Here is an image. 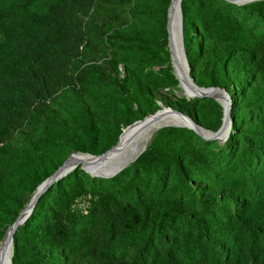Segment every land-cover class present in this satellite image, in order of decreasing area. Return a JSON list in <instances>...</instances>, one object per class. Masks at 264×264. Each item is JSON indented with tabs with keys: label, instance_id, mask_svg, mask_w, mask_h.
<instances>
[{
	"label": "trees",
	"instance_id": "1",
	"mask_svg": "<svg viewBox=\"0 0 264 264\" xmlns=\"http://www.w3.org/2000/svg\"><path fill=\"white\" fill-rule=\"evenodd\" d=\"M169 3L0 0V241L71 153L105 152L159 109L156 91L179 90ZM181 12L190 76L230 93L227 137L164 126L113 176L77 166L40 193L12 264H264V0H181ZM177 106L221 126L215 98Z\"/></svg>",
	"mask_w": 264,
	"mask_h": 264
},
{
	"label": "water",
	"instance_id": "2",
	"mask_svg": "<svg viewBox=\"0 0 264 264\" xmlns=\"http://www.w3.org/2000/svg\"><path fill=\"white\" fill-rule=\"evenodd\" d=\"M228 1H232L234 3L241 4V3H247V2H251V1H255V0H228ZM171 6H172V0H170L169 6H168L167 22H166L168 48H169L170 57H171V61H172L173 60V55H174V53H176V47H175L173 39L170 36ZM178 13H179V23H178V35H177V39H176V45L179 48V51H180V54L182 56L183 62L187 66L186 75H187L188 81H190V83H189V91L188 92H184V93H185L186 97H188V98H193V97H212V98H215L217 101H219L222 104V106H223V118H222L221 126L218 128V130L215 131V132L208 131V130L204 129L203 127L197 125L189 116L185 115L184 113H182L180 111H177V110H173L171 108H163V109L157 110L154 113L145 116L143 119L137 120V121L133 122L132 124L128 125L127 127H125L122 130L121 134L119 135V138H118V141L116 142V144L113 145L111 148H109L108 150H106L105 152H103L101 154L91 155V154L83 153L81 151H76V152L71 153L64 160V162L56 169V171L53 172L44 181H42L35 188V190L31 193L29 200L24 205V207L22 208V210L20 211L18 216L15 218V220L12 222V224L6 229V231H5V233H4L3 237H2V240L0 241V248H1L2 242L5 239L6 233L8 231H10V234H11L10 241L12 242V248H13V235H14L15 231L17 230V228L25 222L27 217L32 212V209H33L34 205L36 204L40 193L47 186H50L53 182L57 181L62 176L66 175L68 172L72 171L77 166H81L80 161H76V159L74 158L76 155L88 156L91 159H95L96 163H99L104 158H106L110 153H112L114 150H116V148L118 146V143H119L123 133L125 131H127L128 129L132 128L134 125H136L137 123H139L141 121H144L146 119H152V120H155L157 122L160 119H164V118H166V117H168L169 115L172 114V115H177L178 117H181L184 122L161 123V124H159L157 126L156 130H158L159 128L164 127V126H171V125H173V126H184V127H188V128L194 129L197 133H199L200 135H202L203 137L208 138V139L224 140L227 137L228 132H229V130L231 128V123H232L231 122V118H230V109H231L230 96H229L228 92L225 89L220 88V87L198 86L194 82L193 78L190 76V69H189V65H188V62H187L186 53H185V49H184V42H183L181 0H179ZM172 65H173V62H172ZM173 69H174V66H173ZM174 73H175V69H174ZM222 100L226 101V103H227L226 107L222 103ZM145 147H146V145L142 148V150H140L137 154H135L131 159H128V160L124 161L123 163H121L119 166H117L115 168H109L107 171H104V172H102L103 170L99 171V172H94V171H92L89 168L90 165H86L84 162H81L82 165H83L81 167L85 171H87L88 173H90L92 175L110 177V176L115 175L121 169H123L131 161L135 160L139 156V154L145 149ZM11 257H12V253H11ZM11 257L9 259V264H12ZM0 264H2L1 255H0Z\"/></svg>",
	"mask_w": 264,
	"mask_h": 264
},
{
	"label": "bare ground",
	"instance_id": "3",
	"mask_svg": "<svg viewBox=\"0 0 264 264\" xmlns=\"http://www.w3.org/2000/svg\"><path fill=\"white\" fill-rule=\"evenodd\" d=\"M179 0H172L171 6V27L170 36L174 41L176 47V53L173 55V66L175 69V74L179 80L180 86L184 92L189 91V83L187 79V66L183 62L182 56L180 54L179 48L176 45V39L178 35V23H179ZM222 103L226 107V101L222 100ZM184 122L181 117L177 115H169L164 119L155 121L152 119H146L134 125L132 128L128 129L123 133L121 139L118 143L116 150L110 153L106 158H104L99 163H96L95 159H91L88 156L76 155L74 158L76 161L83 160L86 165H102L98 167L97 170H92L94 172L107 171L109 168H115L119 166L124 161L131 159L135 154H137L142 148L147 144L148 140L151 138L155 132L157 126L161 123H175ZM107 166H106V165ZM104 165V166H103ZM10 231L6 233L5 239L2 242L0 248V255L2 264H9V259L12 253V242L10 241Z\"/></svg>",
	"mask_w": 264,
	"mask_h": 264
},
{
	"label": "rangeland",
	"instance_id": "4",
	"mask_svg": "<svg viewBox=\"0 0 264 264\" xmlns=\"http://www.w3.org/2000/svg\"><path fill=\"white\" fill-rule=\"evenodd\" d=\"M256 1V0H255ZM248 3V2H247ZM83 20L87 23V24H92V25H95V26H99L100 25V22L97 20V19H95L94 17H91V16H87V17H83ZM170 65L172 66V69H173V65H172V61H171V57H170ZM120 69H121V67H120ZM155 70H157L158 69V67H155L154 68ZM174 70V69H173ZM178 86H179V90H173V93L174 94H172V93H169L168 91H166V90H158V91H156L155 93H154V96H155V99H156V101H157V103H158V105H159V109L158 110H160V109H163V108H171V109H173V110H177V111H180L179 109H178V106H177V98L178 97H180V96H186L185 95V93H184V91L182 90V88H181V86H180V84H179V81H178ZM228 92V91H227ZM228 94H229V96H230V93L228 92ZM230 100H231V96H230ZM232 102V101H231ZM231 105H232V103H231ZM181 112V111H180ZM192 119V118H191ZM193 120V119H192ZM197 124V123H196ZM198 125V124H197ZM128 126V125H127ZM127 126H125V127H127ZM200 126V125H199ZM125 127H123V129L125 128ZM122 129V130H123ZM150 140V139H149ZM148 140V141H149ZM148 143V142H147ZM81 162H84L83 160H81L80 161V164H81V166H83L82 165V163ZM79 164V165H80ZM87 164V163H86ZM106 165V164H105ZM80 166V167H81ZM100 166H102V165H92L91 167H89L91 170H97L98 169V167H100ZM104 166V165H103ZM107 166V165H106ZM82 168V167H81ZM29 198H30V195H29V197H28V199H27V201L29 200ZM27 201H26V203H27ZM25 203V204H26ZM24 204V205H25Z\"/></svg>",
	"mask_w": 264,
	"mask_h": 264
}]
</instances>
